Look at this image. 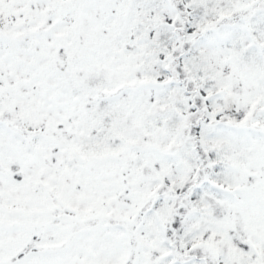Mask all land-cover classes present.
<instances>
[{
	"label": "snow or ice",
	"instance_id": "6c2138e0",
	"mask_svg": "<svg viewBox=\"0 0 264 264\" xmlns=\"http://www.w3.org/2000/svg\"><path fill=\"white\" fill-rule=\"evenodd\" d=\"M0 264H264V0H0Z\"/></svg>",
	"mask_w": 264,
	"mask_h": 264
}]
</instances>
